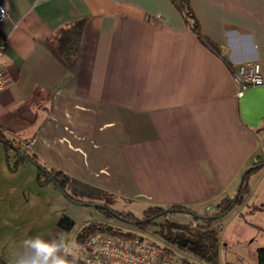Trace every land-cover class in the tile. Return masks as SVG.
<instances>
[{"label":"crops","instance_id":"obj_1","mask_svg":"<svg viewBox=\"0 0 264 264\" xmlns=\"http://www.w3.org/2000/svg\"><path fill=\"white\" fill-rule=\"evenodd\" d=\"M2 1L0 133L67 175V194L209 216L264 160V85L242 90L232 76L253 62L264 71V0H188L200 36L172 0ZM78 21L77 50L64 58L59 33ZM7 153L0 144V177L22 173L19 187L46 190L61 216L56 184L40 185L28 160L11 171ZM17 187L0 185V264H14L51 221L32 199L8 198Z\"/></svg>","mask_w":264,"mask_h":264},{"label":"rangeland","instance_id":"obj_2","mask_svg":"<svg viewBox=\"0 0 264 264\" xmlns=\"http://www.w3.org/2000/svg\"><path fill=\"white\" fill-rule=\"evenodd\" d=\"M0 144L5 150L4 143L1 142ZM8 155L10 156V166H17L18 157L15 151L9 148ZM6 165L8 167L7 162ZM35 166L39 169L37 165ZM22 180V173L0 177V185L15 184V186H18L17 191L7 190L8 198L14 197L17 200L28 202V204L29 199H32L38 206L34 214L51 218L52 222L41 223L36 229L42 235L41 237L50 239L47 237H51L53 233L56 234L55 237L59 233H63L77 245L75 249L77 253L81 250L77 243V236L80 231L91 223L108 221L106 214L97 205L107 206L117 212H132L137 217L144 216V206L136 199L110 193L104 195L101 192L91 193L88 190L75 191L72 189L69 190V193L74 199L65 196L59 190L63 196V201L58 204V209L62 211V214L56 216L50 203L47 202L46 190L37 188L29 190L26 185L23 188L19 187L18 184ZM248 183L251 189L245 194L243 201L216 221V225L221 227L219 264H260L259 250H264V164L249 173ZM237 190L238 188L232 192L231 197L236 196ZM25 211V213H28V209ZM218 211V206L212 207L209 209L208 215L212 216L213 213ZM168 219L183 224L193 221L190 214L183 212L172 213L168 216ZM110 222L112 225L119 226L124 230H135L136 234L156 238L152 233L153 227L148 228V230H138L132 224L118 218H113ZM196 261L198 264H208L203 261Z\"/></svg>","mask_w":264,"mask_h":264},{"label":"trees","instance_id":"obj_3","mask_svg":"<svg viewBox=\"0 0 264 264\" xmlns=\"http://www.w3.org/2000/svg\"><path fill=\"white\" fill-rule=\"evenodd\" d=\"M172 2L184 16L186 22H189L191 28L200 36L199 23L195 18L192 9L190 8L188 0H172ZM82 23V21H78L70 28L63 29L59 33L58 51L64 58H70L77 50V46L82 34ZM203 41L211 49L219 51L215 44L206 39H204ZM0 141L4 142L6 151H8L9 148L13 149V147H15L16 149H22V144L20 142H15L14 140L8 139L1 133ZM16 155L18 157L16 163L18 166L26 159L23 156L19 155L17 152ZM28 155L36 161L35 155ZM263 162L264 160H261L255 164ZM7 164L12 170H15V168L17 167L10 166V156L8 155V153ZM249 173H251V171L246 173V175L244 176V181L237 198L236 196L225 197L218 205L219 211L217 213H214L212 216L201 217L195 212V214L186 212L193 217V221L187 224L177 223L169 220L168 216H170L172 213H175V211L172 210L162 215H158L166 209H178V212H181L182 209L188 210L185 206L182 205H172L171 207L152 206L145 210L143 217H137L133 213L117 212L111 210L107 206L97 205V207H99L106 214L108 221L104 223H91L85 226L77 236L78 246L80 249H82V246L86 243V241L96 233H108L115 238H127L130 236H134L137 233L135 230H124L119 226H114L111 224L110 221L113 218H116L113 213H116L124 218L135 221L136 224H134L133 226H135V228H137L138 230H148V228L153 227L152 233L156 238H147H149L154 242V244L163 249L178 253L182 258V264H198L196 260L203 261L208 264H219V243L221 236V227L219 225H216V221L237 204L243 201L245 194L250 190V185L248 183ZM37 181L40 185H45L49 182H53L54 184L57 183L58 186H56L67 193L66 185L69 183V178L61 171H58L56 173H46L39 168ZM67 195L71 199H74L73 196L69 194ZM153 216L156 217L152 218ZM77 255L79 257L78 264H84L81 259V250L77 253ZM259 262L260 264H264V250H259Z\"/></svg>","mask_w":264,"mask_h":264},{"label":"built area","instance_id":"obj_4","mask_svg":"<svg viewBox=\"0 0 264 264\" xmlns=\"http://www.w3.org/2000/svg\"><path fill=\"white\" fill-rule=\"evenodd\" d=\"M8 15L6 5L0 0V22ZM6 46L0 44V92L5 86L2 67ZM234 82L242 90L264 85V71L259 62L248 63L233 69ZM84 264H182L178 253L163 249L149 238L135 234L115 238L108 233L93 234L81 249Z\"/></svg>","mask_w":264,"mask_h":264},{"label":"clouds","instance_id":"obj_5","mask_svg":"<svg viewBox=\"0 0 264 264\" xmlns=\"http://www.w3.org/2000/svg\"><path fill=\"white\" fill-rule=\"evenodd\" d=\"M24 251L14 264H78L77 245L63 233L53 239L37 235L23 241Z\"/></svg>","mask_w":264,"mask_h":264},{"label":"water","instance_id":"obj_6","mask_svg":"<svg viewBox=\"0 0 264 264\" xmlns=\"http://www.w3.org/2000/svg\"><path fill=\"white\" fill-rule=\"evenodd\" d=\"M13 149H14L15 152H17L19 155L23 156L26 160H28V161L32 162L33 164L37 165L40 169H42L44 172L47 173V170H46L45 168H43L42 166H40L35 160H33V159H32V158H31V157H30L25 151H23L22 149H16L15 147H13ZM263 163H264V162H263ZM263 163L255 164V165L249 167V168L244 172V174H243V176H242V178H241L240 184H239V188H238V190H237L236 198L239 196V192H240V190H241V187H242V184H243V181H244V176L246 175V173H248V172H250V171H252V170H254V169L259 168L260 166H262ZM55 184L57 185V183H55ZM57 186H58V185H57ZM58 188H59V187H58ZM59 190H60L63 194H65V196H68L67 193H65L61 188H59ZM68 197H69V196H68ZM69 198H70V197H69ZM171 210H172V211H175V212H178V211H179L178 209H166L165 211L159 213L158 215H162V214H164V213H166V212H169V211H171ZM181 212H184V213H186V212L194 213V212L189 211V210H186V209H182ZM113 214H114V216H115L116 218H118V219H120V220H122V221H124V222H126V223H130V224H132V225L136 224V222L133 221V220H130V219L124 218V217H122V216H120V215H118V214H116V213H113ZM194 214H195V213H194ZM158 215H156V216H158ZM156 216H153L152 218H155ZM199 216H201V215H199ZM201 217H204V216H201Z\"/></svg>","mask_w":264,"mask_h":264}]
</instances>
